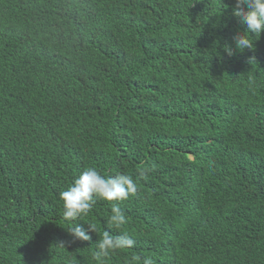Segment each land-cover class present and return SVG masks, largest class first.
<instances>
[{"label": "trees", "instance_id": "obj_1", "mask_svg": "<svg viewBox=\"0 0 264 264\" xmlns=\"http://www.w3.org/2000/svg\"><path fill=\"white\" fill-rule=\"evenodd\" d=\"M234 8L0 0V264H264V33L235 50ZM88 167L137 180L122 228L63 218ZM106 230L135 247L98 259Z\"/></svg>", "mask_w": 264, "mask_h": 264}, {"label": "clouds", "instance_id": "obj_2", "mask_svg": "<svg viewBox=\"0 0 264 264\" xmlns=\"http://www.w3.org/2000/svg\"><path fill=\"white\" fill-rule=\"evenodd\" d=\"M232 15L239 18L244 26V31H237L233 36L235 50L244 51L254 47V37L264 33V0H235ZM224 52L232 56L234 49L231 45L224 46ZM146 179V175L141 173ZM138 191L137 180L128 174H118L115 177H104L95 167L84 169L72 184L60 192L59 198L63 202V218L66 221H76L86 217L92 211L97 200L115 202L110 205L108 224L122 228L127 224L128 218L122 211L119 202L129 199ZM72 241L86 242L92 239L89 233L94 232L91 225L87 228L81 223H73L67 230ZM64 247V243L60 244ZM136 240L133 235L122 232L118 235L104 231L102 237L96 242V257H107L120 250L134 248ZM133 261L139 260L140 264H154L150 256L132 257Z\"/></svg>", "mask_w": 264, "mask_h": 264}]
</instances>
